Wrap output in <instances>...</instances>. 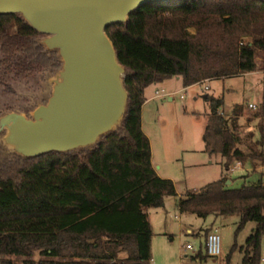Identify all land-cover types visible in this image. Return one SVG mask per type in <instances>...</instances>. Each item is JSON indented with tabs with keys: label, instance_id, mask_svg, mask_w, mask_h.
<instances>
[{
	"label": "trees",
	"instance_id": "1",
	"mask_svg": "<svg viewBox=\"0 0 264 264\" xmlns=\"http://www.w3.org/2000/svg\"><path fill=\"white\" fill-rule=\"evenodd\" d=\"M106 33L126 69L125 120L90 148L37 158L2 149L0 264H15L6 257L22 259L20 264H152L148 210L162 208L166 198L178 193L174 182L161 178L152 165L151 142L142 128L145 90L173 78H180L187 88L254 73L258 71L256 55L262 53V101L253 114L259 140L245 152L240 131L244 107H235L227 118L223 99L207 95L205 152L221 155L223 175L181 197L178 204L181 214L202 219L239 215L237 234L247 223H255L242 248L243 264H261L264 181L244 183L238 189L227 182L236 164L264 166V3L178 0L148 4L133 12L126 24L110 26ZM44 38L20 15L0 16V86L8 90L9 81L48 73L49 92L48 81L63 63L57 51L41 43ZM244 38L248 41L243 42ZM38 105L18 112L29 114ZM6 107L14 112L10 104ZM121 253L127 254L126 260H119Z\"/></svg>",
	"mask_w": 264,
	"mask_h": 264
},
{
	"label": "rangeland",
	"instance_id": "2",
	"mask_svg": "<svg viewBox=\"0 0 264 264\" xmlns=\"http://www.w3.org/2000/svg\"><path fill=\"white\" fill-rule=\"evenodd\" d=\"M192 34L195 33L191 29ZM243 42L248 39L244 38ZM262 53H257L258 71L226 79H215L191 86L186 89L181 81L173 78L164 84H154L147 91V96L155 97L156 91L162 95L152 99L145 107L143 127L151 141L154 163L161 165V174L169 177L176 186L177 197L165 199L164 206L148 210L152 226V264H243L246 240L256 229L253 222L238 234L241 217L239 215L202 219L193 214H181L178 209L179 200L188 193L196 192L210 183L218 181L223 175L221 155L210 156L205 152L203 135L207 117L210 113L209 102L204 98L211 96L224 101L223 114L232 116L235 107H244V115L240 120V131L243 138L242 149L247 152L253 146V136L259 140L257 120L249 104L260 105L262 101ZM48 73L31 75L22 80L9 81L8 90L0 86V116L7 113L6 104L11 111L18 112L26 106L42 104L48 98L46 81ZM206 87L209 90H206ZM10 90V92H8ZM173 98L172 101L169 99ZM33 112L25 114L32 117ZM1 146V144H0ZM0 163L3 160L4 149L0 147ZM5 151V150H4ZM251 163L244 167L236 164L228 173V179L233 180L232 189L242 185H251L259 180L264 181V173H252ZM250 173V174H249ZM248 178H244L247 175ZM218 230L221 237V255L219 258L208 257L205 243L211 233V226ZM192 229L194 235L187 234ZM191 245L192 249H187ZM236 245L235 251H232ZM202 258H197L198 254ZM119 260H126L127 254L121 253ZM15 264L22 259L6 257ZM36 259H40L39 256ZM264 264V262H261Z\"/></svg>",
	"mask_w": 264,
	"mask_h": 264
},
{
	"label": "water",
	"instance_id": "3",
	"mask_svg": "<svg viewBox=\"0 0 264 264\" xmlns=\"http://www.w3.org/2000/svg\"><path fill=\"white\" fill-rule=\"evenodd\" d=\"M171 1L178 0H0V16L20 15L63 63L48 81L47 102L31 118L20 112L0 116L4 150L24 158L68 153L117 131L129 94L126 69L106 29L126 24L145 5Z\"/></svg>",
	"mask_w": 264,
	"mask_h": 264
},
{
	"label": "crops",
	"instance_id": "4",
	"mask_svg": "<svg viewBox=\"0 0 264 264\" xmlns=\"http://www.w3.org/2000/svg\"><path fill=\"white\" fill-rule=\"evenodd\" d=\"M178 80L177 81H181V83H182V80L180 79V78H177ZM263 79V78H262ZM167 81H170V80H167ZM166 82V81H165ZM165 82H163V83H158V84H164ZM183 84V83H182ZM153 86V85H152ZM151 87V86H150ZM150 87H148L146 90H145V99H146V102H145V104H144V106H143V108H142V128H143V131H144V127H143V116H144V110H145V107L149 104V102L152 100V99H154V98H159V96H157V93H159L160 94V92L159 91H156V95H155V97H149V96H147L148 94H147V91L149 90V88ZM188 88H191V87H187L186 89H188ZM208 87H206V90H209V88L207 89ZM161 95V94H160ZM170 101H172L173 100V98H170L169 99ZM259 106V105H258ZM145 133V132H144ZM147 135V134H146ZM147 137H148V135H147ZM253 139H254V141H253V144L254 143H256L257 142V140H255V138H254V136H253ZM151 142V141H150ZM151 147H152V144H151ZM246 164H249V162H247ZM245 164V165H246ZM152 165H153V167H154V169L156 170V172H157V174L161 177V178H163V179H168L169 177H167V176H165V175H162L161 174V168H162V166L161 165H156L155 163H154V153H153V148H152ZM245 165H242V164H238V166L239 167H244ZM252 166H253V169H252V173H255V174H262V173H264V166L263 165H261L260 163H258V164H256V165H254V164H252ZM250 174V173H249ZM248 174V175H249ZM222 177V176H221ZM220 177V178H221ZM230 182V184H228ZM227 185H229V186H231V185H233V182L231 181V180H229L228 182H227ZM209 229H211V231L210 232H212V231H214V230H217L216 228H214V226L212 225ZM218 231V230H217ZM187 234H189V235H194V233H193V231H192V229H190V228H188L187 229ZM207 238V237H206ZM234 247V246H233ZM237 248V247H236ZM232 251H235V250H233V248H232ZM152 263H153V260H152Z\"/></svg>",
	"mask_w": 264,
	"mask_h": 264
},
{
	"label": "built area",
	"instance_id": "5",
	"mask_svg": "<svg viewBox=\"0 0 264 264\" xmlns=\"http://www.w3.org/2000/svg\"><path fill=\"white\" fill-rule=\"evenodd\" d=\"M208 89V88H207ZM157 96L161 97L159 93H157ZM248 108L257 111L259 106L256 104H249ZM187 249H192L191 245H187ZM205 248L207 251V254L209 257L212 258H219L221 255V237L218 234L217 230L212 231L211 233L208 234L206 238V243H205ZM261 262H264V239L262 242V260Z\"/></svg>",
	"mask_w": 264,
	"mask_h": 264
}]
</instances>
